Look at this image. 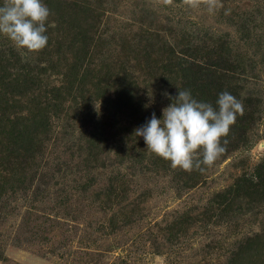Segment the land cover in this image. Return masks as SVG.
Returning a JSON list of instances; mask_svg holds the SVG:
<instances>
[{"label":"rangeland","instance_id":"374dc122","mask_svg":"<svg viewBox=\"0 0 264 264\" xmlns=\"http://www.w3.org/2000/svg\"><path fill=\"white\" fill-rule=\"evenodd\" d=\"M42 2L50 10L43 50L22 55L0 36L6 136L49 131L36 202L15 194L1 214L0 264H264V0ZM146 27L166 44L152 55L138 46L152 32ZM231 68L241 73L243 115L203 171L152 155L134 135L138 123L120 113L106 138L88 139L90 114L116 95L127 105L120 92L128 88L132 105L143 103L142 125L153 113L161 119L171 103L164 91L185 73L203 75L197 101L215 108ZM20 230L31 241L13 239Z\"/></svg>","mask_w":264,"mask_h":264},{"label":"clouds","instance_id":"9594fccd","mask_svg":"<svg viewBox=\"0 0 264 264\" xmlns=\"http://www.w3.org/2000/svg\"><path fill=\"white\" fill-rule=\"evenodd\" d=\"M49 15L42 0H4L0 6V36L22 55L38 53L48 43ZM164 96L171 103L162 109V118L157 119L153 113L134 135L143 137L147 151L169 161L172 168L203 171L226 151L221 139L229 134L237 115H243V103L226 91L219 94L215 108L197 101L188 90H178L175 97L167 92Z\"/></svg>","mask_w":264,"mask_h":264},{"label":"trees","instance_id":"16d2710c","mask_svg":"<svg viewBox=\"0 0 264 264\" xmlns=\"http://www.w3.org/2000/svg\"><path fill=\"white\" fill-rule=\"evenodd\" d=\"M147 28H151L152 32L150 31L151 33L149 34L148 38H145V42L140 43L138 46L142 47L143 49H146L148 51L147 53L152 55L164 49V47H166V44L164 40L159 38V35L157 31L154 30V28L146 27V30H143V32L147 31ZM133 52L136 56L134 57V60L137 62V60L141 58L140 53L137 51V49H134ZM3 56V52H0V67H2L3 65V63H1ZM17 69L18 71H20L23 68L21 67ZM230 72V77L225 82V87L228 88L227 92H229L234 97H236L237 100H239L238 96L242 89L238 85L239 76H237L236 74L240 75L241 73L237 70V68H231ZM183 76H185V78H183V80L180 82L178 81V84L172 92L170 90V87L169 89H167V91L165 90L164 92H167L168 94L172 93L176 96L178 90H188L191 92L192 97L197 100V97L200 95L201 92L200 89L202 88V86L205 87L206 80H204L203 78L201 79V77L203 76L201 74L190 75L185 73L183 74ZM187 81L188 83H186ZM217 85L222 86L221 83ZM230 86H233V88H230ZM130 94L131 90L129 88L126 89V91L120 92V96H122L123 101H125L124 104L127 103V105H120V103L122 102L121 97L119 98L117 95L114 96L115 98L113 101L110 102V104L102 101L101 107H98L95 113L90 114L94 118L91 117V119L87 123V127L91 130V133L88 132V139H93L98 135V137L104 136L106 138V133L108 132L109 128L116 124L119 125L120 121L117 117V114L119 113L121 115H127L129 117H132L133 122L138 123L136 126L133 125L136 129L142 126V121L144 118L140 116V110L143 107V103L137 102L136 104L132 105L133 101L131 98L132 96H130ZM134 95L136 96L137 93H135ZM2 110L3 109L0 106V111ZM5 126H8V124H6ZM48 133V128L46 129V127H41V131L37 135L38 137L34 136L32 134V131L29 134L28 138H24L20 133L15 135L16 131L15 133L11 131V133L6 136V133L4 132L0 124V217H3V215L1 214L5 213H2L4 210V206L6 204H11L10 201L14 202L13 196L15 194H19L20 196L27 195L31 199V203L36 202L35 197L39 191L38 181H44L43 177H45V174L41 171L43 167H45L43 166L44 163L37 162L42 156V148H40V145L41 143L48 141ZM34 138L36 139L35 141ZM101 142L102 141H100L96 145L100 146ZM10 146L12 148L11 150L9 149ZM105 153L107 152L105 151ZM88 169L85 171L86 173H88ZM84 180L87 183H84V181L82 180L79 183V189L75 190V192L77 193L76 196H79L80 198H82L83 194H86V192H88L90 188V184L88 183V177L84 178ZM109 184L112 183L110 182ZM40 185L43 186V184ZM48 185L46 184L44 188H48ZM185 186L187 185H184V187ZM109 190L110 189H108V187L100 189L99 195L97 194L96 196H94L96 197V203L98 202V200L101 199V197L106 198V193ZM58 191L61 192V196H63L61 197L62 206H69V201H71L69 194L64 191V189H58ZM70 206H72L71 202ZM28 223H30V221L28 220L27 216H24V218H22V224L27 225ZM26 233L29 232L20 230V232L13 236V239L21 240L24 242L31 241V239L23 237V235ZM5 261L6 259L2 256L0 252V262L3 263ZM229 264H231V262Z\"/></svg>","mask_w":264,"mask_h":264}]
</instances>
